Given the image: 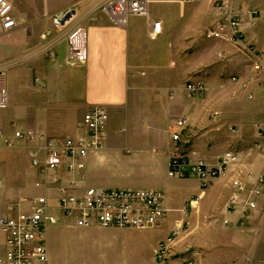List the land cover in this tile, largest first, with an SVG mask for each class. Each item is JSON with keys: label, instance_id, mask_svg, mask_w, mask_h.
Wrapping results in <instances>:
<instances>
[{"label": "crops", "instance_id": "crops-1", "mask_svg": "<svg viewBox=\"0 0 264 264\" xmlns=\"http://www.w3.org/2000/svg\"><path fill=\"white\" fill-rule=\"evenodd\" d=\"M11 1L15 13L24 18L26 26L9 34H0V71H5L7 77L8 69L11 68L14 74L8 91L9 107L3 112L4 118L1 116L6 136L13 135L14 131L10 132L9 129L13 120L20 124L21 130L33 129L53 137L75 135L77 123L85 111L92 105H102L110 114L106 146L89 152L85 169L76 178L83 185L105 188H125L109 185L130 183L140 187L134 189L163 191L158 187L144 186H168L172 196L169 202L166 196L167 217L162 224L165 236L158 240L154 249V263L149 264H155V252L160 243L168 240L177 228L180 230L174 238L168 264H180L185 259H190L192 264H204L205 254L217 246L220 251L223 247L227 250L220 264H251L249 258L256 253V257L262 256L264 183L259 185L258 182L260 177H264V69L257 71L250 67V54L243 47H236L238 53L229 59L228 72L231 78L228 82H232L233 88L237 87L233 92L225 95L220 90L213 91L215 87L221 89L222 86L217 74L213 79L214 88L201 79L196 80L203 81L207 91L203 98L195 99L189 96L186 83L178 82L175 86L168 83L169 86L161 89L155 84L159 81L161 67L173 70L171 55L175 47L168 33L167 36L163 32L159 36L152 34L149 19L132 17L126 27H120L98 9L107 0ZM186 2L188 4L183 2L177 11L176 20H183L187 16L185 9L190 7V11H193L191 21L198 26L195 30L201 31L204 23L202 27L207 31L222 16L215 6V0ZM73 6L77 14L72 21L62 28H55L52 17ZM237 7H242L244 11L241 27L246 42L255 46L264 61V0H246ZM259 8L263 15L257 18ZM253 10L258 11L257 17L252 14ZM79 13L87 15L84 24ZM150 18L161 21L163 31L168 26L163 14L153 16L150 13ZM78 24L88 29L89 57L86 63L74 66L66 60V35ZM45 37L48 38L47 42L43 40ZM229 44L222 40H208L206 61L210 59V63H216L218 55L221 60L228 58L222 49L231 51L232 46ZM41 46L46 50L51 48L53 55L43 52L38 54ZM26 51L21 60H30V63L22 68L16 67L13 57ZM160 52L167 56L164 62L158 60ZM6 60L8 63L2 65ZM234 77L237 80H233ZM179 79H172V82L177 83ZM19 91L20 100L16 97ZM171 92H174L172 98ZM250 94L253 98H249ZM224 99L237 106L226 120L227 111L222 106ZM176 109L180 118H187L189 123L183 131L184 142L181 144L183 148L188 147L186 154L190 157L215 163L227 151L239 154V161L230 167L228 173L215 179L208 187L199 178L191 176L175 177L177 180L170 185L162 180V177L167 180L171 178L168 172L175 143L169 127L174 123L171 117ZM223 124L228 126V133L229 130L242 135L246 133L247 138L241 140L245 147L240 151L228 148L232 137L222 138L216 131H213V145H208L211 131L217 127V130H221ZM195 128L201 129L197 132ZM0 146L22 152L21 163L14 160L9 165L10 179L0 174V215L15 216L26 208V200L44 191L35 186L38 175L31 163V145L24 140H17L12 147L4 141ZM116 162L137 167V176L142 178L141 181L126 182L125 177L114 175L113 165ZM4 164L0 160V167ZM238 176L244 184L242 190L233 184ZM256 186L262 190L259 196L252 193ZM29 194L33 196L27 197ZM253 200L257 208L250 210L248 203ZM170 201H173V207ZM171 211L181 212L182 215L172 216ZM190 211L193 214L191 216ZM214 211L217 213L211 218ZM69 229L88 237H92L95 231L105 232L104 227H78L72 222L63 221L50 227L47 233L49 261L46 264H73L68 260L72 254L61 249L64 233ZM4 250V237L0 234V253Z\"/></svg>", "mask_w": 264, "mask_h": 264}, {"label": "built area", "instance_id": "built-area-1", "mask_svg": "<svg viewBox=\"0 0 264 264\" xmlns=\"http://www.w3.org/2000/svg\"><path fill=\"white\" fill-rule=\"evenodd\" d=\"M243 1L246 0H231V3L215 0V6L222 16L206 31V37L230 42L238 48L243 47L251 56L250 67L261 71L264 69V61L255 46L246 42L241 27L244 11L242 7L233 5ZM149 3L150 0H107L101 5V10L120 27H126L132 17L148 18L152 34L159 36L163 32V24L150 18ZM76 14L75 7L59 11L52 17L53 26L64 27ZM252 14L258 15V11L253 10ZM25 22L23 17L15 13L11 0H0V34H9L26 26ZM88 37V29L82 24L68 32V63H86L89 57ZM233 80H237V77ZM185 87L192 98H203L207 91L203 81H188ZM173 96L174 92H171L170 98ZM249 98H253V95L250 94ZM8 107L6 74L5 71H0V143L4 141L7 146L12 147L17 140H24L31 145V163L38 175L35 186L44 192L26 200V208L15 216L0 215V234L5 242V250L0 253V264H46L49 261L48 229L62 221L72 222L78 227L137 230L162 226L167 217L166 195L163 191L86 186L76 178L85 169V159L89 152L106 146V130L110 120L106 107L90 106L78 121L76 134L64 137L48 136L30 129L20 130L15 122H11L13 135L6 136L1 114ZM188 125L187 118L182 117L169 127L175 148L168 175L171 178L197 177L208 187L215 179L225 176L240 157L232 150L218 157L215 163L190 157L181 144L184 142L183 131ZM233 131L236 129L233 128ZM258 183L263 184L264 177H260ZM233 184L239 190L244 189L239 176L233 180ZM252 193L259 196L262 190L256 186ZM248 207L250 210L256 209V201H250ZM179 230L177 228L168 240L160 243L155 252V264H168L174 238ZM180 264H192V261L185 259Z\"/></svg>", "mask_w": 264, "mask_h": 264}, {"label": "rangeland", "instance_id": "rangeland-1", "mask_svg": "<svg viewBox=\"0 0 264 264\" xmlns=\"http://www.w3.org/2000/svg\"><path fill=\"white\" fill-rule=\"evenodd\" d=\"M228 1L229 3H231V0ZM183 2H185L184 4H188L186 0H150L149 12L153 16L163 14L166 17L168 26H165L166 28H164L163 33L165 34V36H167V33L169 34V37L174 40L173 45L175 47L174 53L173 55H171L173 57V61H172L173 64H171V68L173 70H165L164 67H161L160 68L161 70L158 73L159 81H157V83L155 84H157L158 89H161L165 86L166 87L169 86L168 83H171L172 85L175 86L178 84V82H180L181 84H185L188 81H192V80L196 81L198 79H201L205 81L207 84L211 85V88L212 87L214 88L215 81L213 79L218 74L217 76L219 77L218 79L222 83L221 84L222 86L221 89L220 87H215L213 91L220 90L225 95H229L230 92H233L237 88V87L233 88L231 84L232 82H228V79L231 78V77L229 78L228 71H229V65L231 63L230 60L233 56H236V54L238 53L237 52L238 48L229 44L230 46H232L231 51H227V49L225 48L222 49L224 50L225 54H227L228 58L221 60L219 58L220 55H218V59L216 63H212V62L210 63L209 62L210 59L209 61L208 60L206 61L205 54L207 53L206 51L207 42L208 40L211 39H208L206 37L205 27H202L204 23L200 21L201 23H203L201 26V31L195 30L196 28H198V26L196 25L197 24L196 22L191 21L193 11H190V7L189 8L186 7L188 8L185 9L187 16L183 18V20L181 19L178 21L176 20L177 11L181 9ZM239 3L240 2H235L233 5L237 6ZM101 5L100 7H98V9L100 8V10H101ZM259 12L260 13L258 17L257 16L255 17L260 18L263 15V11L261 8H259ZM79 15L82 23L84 24L85 20H87L86 19L87 15L82 13H79ZM43 40L44 42H47L48 38L47 37L43 38ZM41 47L42 48L39 49V51H37V53L39 52L38 54H40V52H43V54L53 55L51 54L52 51L51 48L49 50H46L43 49L44 46ZM26 53L27 51L19 53L18 55H15L13 57V59H16L14 60L16 67L18 66L19 68H22L30 63L29 62L30 60L24 62H22L23 59L21 60L22 55H25ZM166 57L167 56L165 53L160 52V54L158 55V60L160 62H164ZM7 63L8 61L6 60L4 61V63H2V65ZM10 69L11 68L8 69V73L6 77L8 91H10L11 83L14 78V74ZM180 76H182V78L184 79H181ZM172 79L173 80L179 79V81H177V83L175 81L172 82ZM20 93L21 91H19L18 95H16V97H18L19 100L21 99ZM227 101H228L227 99H224L222 103V106L224 107L223 109L227 111V116L226 118H224V120L229 119L231 117L229 113L233 111L235 107H237L234 103L231 102L229 103ZM206 111L207 110H205V112ZM207 115L209 116L210 114L208 113ZM1 116L2 118H4L3 113L1 114ZM179 118H180V113L178 109H176V111L173 112L171 120L172 122H175ZM202 118H200L201 121ZM13 121L16 123L17 128H20V130L23 129L16 120ZM226 127L228 126L223 124L220 128L221 130H217L218 127L216 130L211 129L212 137H209L208 145L209 146L213 145L215 139L213 136L215 135V133L213 131H216V133H219L222 138L228 139V137H232L233 141H230V146L228 145V148L230 147L231 149L234 148L240 151L241 148L245 147L243 145L245 144L244 141L241 140L247 138L246 133L244 132L242 135L240 132L233 133L231 130H229L228 133ZM235 127L239 129L237 125H235ZM9 129L10 132L14 131V128L12 127L11 123ZM200 129L201 128H195V131L199 132ZM33 131L44 133L42 131H37V130H33ZM208 131L209 130H207V132ZM187 148H188L187 146L183 148L185 153L188 152ZM21 153L22 152L19 149L0 146V160L1 161L3 160L5 162V164L2 165L3 167H0V174H3V176L6 179L7 178L10 179L11 177V175H9L10 174L9 165L13 163L14 160H18V162L21 163L20 162ZM5 165L7 166V168H5ZM113 172L115 173L114 175H120L121 177H125L126 182H128V180L130 181L132 180L131 182L138 183V181H141L142 179L137 176L138 174L137 167L133 165H126L123 162H116L113 165ZM162 180L165 184L170 185L172 181H176L177 179L170 178L169 180H167L166 177L164 178L162 177ZM109 186L140 188L139 186H135L134 184H130V183L118 184V185L111 184ZM144 187H149V188L158 187L159 189H162L166 193L168 202H169V197L171 198L172 196L170 189L166 185L160 187L159 186H144ZM31 196L33 195L32 194L27 195V197H31ZM178 205L179 203L176 204V206ZM170 206L172 207L174 206L173 201H170ZM216 213L217 212L215 211L212 212L210 217L212 218L214 215H216ZM171 214L172 216L175 217H179L182 215L181 212H177V211L175 212L171 211L170 215ZM191 215L193 214L190 211L189 216ZM164 231L165 228L163 229V226L158 228H148L144 230L105 228V232L95 231L93 232L92 237H88L82 235L81 233L73 229H69L64 233L63 240L61 241L62 243L61 249L68 252L70 255L72 254L71 255L72 257H68V260H71L73 264L74 263L76 264H149L151 262L154 263V249L158 245V240L161 237L165 236L163 233ZM256 245H259V243ZM215 249L218 252L215 251ZM209 250L210 251H208L205 254L206 257L204 260L205 261L204 264H220L221 262H223L222 261L223 260L222 257L224 258L223 253L227 251L224 247L221 251L218 246L214 248V250L211 249ZM257 252L259 251L257 250ZM256 255H258V253H256ZM256 255L249 258V262H251V264H264V259H263L264 251L262 252V256L256 257ZM211 259L213 260V262H211ZM216 260H218V262H214Z\"/></svg>", "mask_w": 264, "mask_h": 264}]
</instances>
